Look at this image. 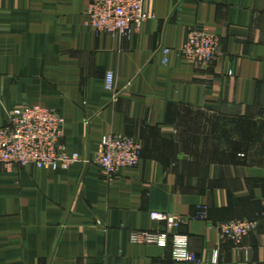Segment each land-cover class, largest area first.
Segmentation results:
<instances>
[{"label":"crops","instance_id":"1","mask_svg":"<svg viewBox=\"0 0 264 264\" xmlns=\"http://www.w3.org/2000/svg\"><path fill=\"white\" fill-rule=\"evenodd\" d=\"M89 4L0 0V128L23 105L50 108L81 158L0 165V264H195L173 258L172 235L130 240L168 232L153 212L181 222L172 233L198 264H264V0H147L148 20L124 37L94 31ZM194 29L219 40L209 64L181 53ZM108 134L143 146L112 180L95 163ZM233 219L258 227L236 244L219 230Z\"/></svg>","mask_w":264,"mask_h":264},{"label":"built area","instance_id":"2","mask_svg":"<svg viewBox=\"0 0 264 264\" xmlns=\"http://www.w3.org/2000/svg\"><path fill=\"white\" fill-rule=\"evenodd\" d=\"M88 24L97 33L112 36H129L140 30L148 20L147 0H89ZM164 62L168 61L170 50L163 48ZM182 55L196 64H209L219 53L216 35L205 30H191L181 48ZM114 76L108 73L106 87L113 88ZM64 120L54 110L39 104H28L16 108L8 123L0 128V165L6 168L37 167L47 169H68L81 160L78 153L67 151L64 137ZM142 143L127 134L104 136L101 151L95 159L100 172L107 180L114 179L125 167L138 166L142 158ZM197 217L208 219V206L199 205ZM151 218L168 224V232L133 231L132 242H146L166 247L172 235L173 258L177 261L201 263V258L187 248L188 236L172 233L173 227L181 222L169 214L153 212ZM258 221L233 219L221 222L219 230L223 236L241 244L243 239L256 230Z\"/></svg>","mask_w":264,"mask_h":264}]
</instances>
